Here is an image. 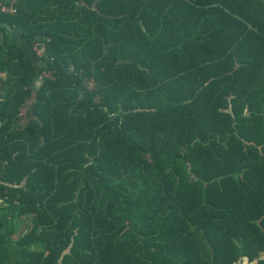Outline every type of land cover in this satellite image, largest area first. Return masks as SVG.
I'll return each mask as SVG.
<instances>
[{
    "label": "trees",
    "instance_id": "trees-1",
    "mask_svg": "<svg viewBox=\"0 0 264 264\" xmlns=\"http://www.w3.org/2000/svg\"><path fill=\"white\" fill-rule=\"evenodd\" d=\"M13 1L0 264H264V0Z\"/></svg>",
    "mask_w": 264,
    "mask_h": 264
},
{
    "label": "built area",
    "instance_id": "built-area-1",
    "mask_svg": "<svg viewBox=\"0 0 264 264\" xmlns=\"http://www.w3.org/2000/svg\"><path fill=\"white\" fill-rule=\"evenodd\" d=\"M0 13H7L11 15L16 14L17 8L15 5V2L13 0H10V1L0 0ZM47 40L48 39L45 38L43 41H37L32 47L34 54L38 56L39 58H42L47 52V47H46ZM49 76H53L51 70H49L47 74V77ZM84 84L90 91L97 89V86H98L97 81L94 77L85 78ZM30 107H31L30 105H24L23 107H21V110L19 112V117L21 119H25L27 117L28 112L31 109ZM0 126H1V122H0ZM2 164H3V160L0 156V166Z\"/></svg>",
    "mask_w": 264,
    "mask_h": 264
},
{
    "label": "crops",
    "instance_id": "crops-1",
    "mask_svg": "<svg viewBox=\"0 0 264 264\" xmlns=\"http://www.w3.org/2000/svg\"><path fill=\"white\" fill-rule=\"evenodd\" d=\"M13 31V34H14V38H15V40L18 42V44L22 47V48H24L25 50H27L29 53H30V56L32 57V59H33V61H34V64L36 65V69H37V79H35V83H34V85L35 86H38V85H40V81L41 80H39L41 77H47V74H48V72H49V67H48V65L43 61V59L42 58H39L38 56H36L35 54H34V52H33V46L32 47H30L27 43H26V41L22 38V36L19 34V32L18 31H16V30H12ZM45 38H47L46 36H44V35H40L39 37H38V40L37 41H43ZM48 39V38H47ZM0 76H5V73H1L0 72ZM24 224H23V226L22 225H20V227H19V230H22L23 228H24Z\"/></svg>",
    "mask_w": 264,
    "mask_h": 264
}]
</instances>
